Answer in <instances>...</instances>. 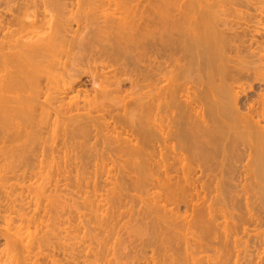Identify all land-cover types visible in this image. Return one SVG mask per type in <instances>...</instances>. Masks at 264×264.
<instances>
[{
  "label": "bare ground",
  "instance_id": "bare-ground-1",
  "mask_svg": "<svg viewBox=\"0 0 264 264\" xmlns=\"http://www.w3.org/2000/svg\"><path fill=\"white\" fill-rule=\"evenodd\" d=\"M259 2L0 0V264H264Z\"/></svg>",
  "mask_w": 264,
  "mask_h": 264
},
{
  "label": "rangeland",
  "instance_id": "rangeland-1",
  "mask_svg": "<svg viewBox=\"0 0 264 264\" xmlns=\"http://www.w3.org/2000/svg\"><path fill=\"white\" fill-rule=\"evenodd\" d=\"M254 1V0H253ZM256 1V0H255ZM261 2H263L264 3V0H260V2L259 3H261ZM258 3V5L260 6L261 4H259ZM147 4V2H145V5ZM253 4V3H252ZM6 5V4H5ZM145 5H142L141 6V8L142 9H144L145 8ZM264 6V5H263ZM3 8H6V7H4V4H1L0 5V11H2L3 10ZM242 9H247V7H245V6H242L241 7ZM251 8H252V5H251ZM2 9V10H1ZM6 10V9H5ZM251 11L252 12H255V10L254 9H251ZM258 12H259V9H258ZM263 13H264V11H263ZM257 18V17H256ZM256 18H254V19H256ZM251 23H253V22H251ZM92 86V84L90 83L89 84V88ZM92 169V168H91ZM1 174V173H0ZM0 178H1V176H0ZM13 179H15V178H13ZM3 179H0V181H2ZM140 180V178H138V180H137V178H136V180H133L132 181V185H131V187L129 188V190L127 191L128 192V197L126 198V200H129V199H131L132 198V201H130V203H129V205L127 206V208H129L130 206H132V205H134V208H136V209H139V208H141V209H143V208H146L145 206H147V208L149 207V205H150V200H152V197L154 196L152 193H153V191L155 190V191H157L159 188L158 187H147L148 185H144L143 183H141L142 181H139ZM15 181H17V180H15ZM99 181H102V179L100 180L99 179ZM135 181V182H134ZM64 182V181H63ZM1 183V182H0ZM112 184V183H111ZM72 186L70 187L71 189L72 188H74L73 187V185L74 184H71ZM114 185V184H113ZM63 186H65V185H63ZM112 185H110V183L109 184H107L105 187H107V188H104V189H101L99 192L100 193H103L104 194V196H109L110 198H109V200L111 201L112 200V196H113V193H111V190L109 189L110 187H111ZM66 187V186H65ZM108 189L110 190V191H108ZM153 189V190H152ZM60 193V192H59ZM107 193H108V195H107ZM78 194V193H77ZM84 195V196H83ZM82 196H83V198L82 197H76V195H75V197H76V199H78L77 200V202H74V201H76V200H74V198L72 199V198H70L69 199V201H67V199H65L67 202H69V203H66V201H64V199H63V195H61L60 196V198L58 199V201L60 200V206H58L59 208H57V209H59V211H60V209H62L61 211L64 213V215L63 216H61L60 217V219L59 220H61V219H64V222H65V224H67V226H68V224L69 223H67L66 221H67V218H69L70 216L68 215V214H70L71 213V207H68V204H69V206L71 205V203H77V204H75V208H77V209H75L74 208V205L72 206L74 209H73V211H72V213H75L76 211L79 213V208H80V206H82L81 208L82 209H84L85 207H83V206H85V203L87 204L86 206H87V209H85L84 211H86V212H89V216L91 215L90 213H93L94 212V210L92 209V205L93 204H91V199L92 200H94V198H92L93 196H91L90 198H87V199H85V197H86V194H83ZM69 196H70V194H69ZM78 196H79V194H78ZM53 197V196H52ZM55 197V196H54ZM58 198V197H57ZM68 198V197H67ZM80 198V199H79ZM81 198L82 199H84L85 200V202L84 201H82L81 200ZM143 198H145L144 200H143ZM255 199H256V197H254ZM71 199L73 200V201H71ZM260 198L259 197H257V200H259ZM51 200V201H50ZM52 200H54V199H52L51 197H50V199H48V200H46L45 202H46V204H47V206L48 207H51L52 206V204L54 203ZM57 199H55L54 201L55 202H57L56 201ZM50 201V202H49ZM143 201H146L147 202V205H144V203L145 202H143ZM255 201V200H254ZM48 202V203H47ZM51 202H53L52 204H51ZM80 202V203H79ZM84 202V203H83ZM81 203H83V204H81ZM78 204H79V206H78ZM81 204V205H80ZM49 205H51V206H49ZM53 205H55L56 206V204H53ZM185 204H181V211H183L184 209L183 208H185V206H184ZM66 206H67V208H66ZM184 206V207H183ZM62 207V208H61ZM126 208V209H127ZM51 209H54V207L53 208H51ZM50 209V210H51ZM67 209V210H66ZM125 209V208H124ZM66 210V211H65ZM70 210V211H69ZM76 210V211H75ZM81 210V209H80ZM89 210H91V211H89ZM83 211V210H82ZM239 211H240V209H239ZM62 212H60V214H63ZM76 212V213H77ZM184 212V211H183ZM237 212H238V210H237ZM51 212H49V214H48V216H47V218L48 217H50L52 214H50ZM75 213V214H76ZM242 213V209H241V211H240V214ZM50 215V216H49ZM71 215V214H70ZM77 216H78V214H76ZM75 215V217H73L72 215H71V220H72V217L74 218L72 221L76 224L78 221L76 220V222L74 221L75 219H76V216ZM50 218H52L51 220H48L47 221V223H49L50 221L52 222L53 221V217H50ZM128 217H126L124 220H126ZM65 219H66V221H65ZM78 219V218H77ZM70 220V218L68 219V221ZM70 220V221H71ZM50 222V224H52ZM62 222V221H61ZM64 222H62V223H64ZM134 222H136V221H134ZM2 223V222H1ZM72 223V222H71ZM73 224V223H72ZM63 225V224H62ZM77 225V224H76ZM260 225V226H259ZM259 225H257V226H259V229H257L256 231L258 232H263L264 231V224L263 225H261V224H259ZM119 230H120V228H119ZM127 231L128 230H126V228H124L123 230H120V233L122 234V237H123V244L125 245V244H129L130 243V238H129V235L127 234ZM255 231V232H256ZM132 232H135V231H133L132 230ZM118 232L116 233V234H114L115 236H113V240L111 239V241H115L114 239H116L117 240V238H116V236H118ZM83 235V234H82ZM241 235H243L242 233H240V235L239 236H241ZM115 237V238H114ZM246 237V236H245ZM63 240H65V238L63 239ZM2 241V242H1ZM6 239H5V237L4 236H0V250L3 248V250H4V248H6V245H8V244H6ZM66 242H72V240H68V241H66ZM2 247V248H1ZM148 251H147V254L148 255H151V254H153V252H152V250H151V248L150 247H148ZM12 250V249H11ZM10 250L8 249V252H9ZM151 252V253H150ZM13 253L14 252H9L7 255H13ZM19 254V253H18ZM6 255V256H7ZM18 256H20V255H18ZM61 257H63V255L61 254L60 255ZM143 259V258H142ZM243 260V259H242ZM154 264V263H153Z\"/></svg>",
  "mask_w": 264,
  "mask_h": 264
}]
</instances>
